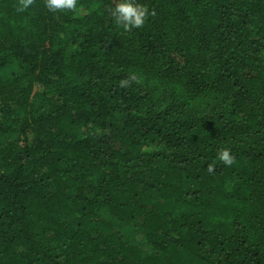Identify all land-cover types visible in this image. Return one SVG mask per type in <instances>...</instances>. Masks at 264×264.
<instances>
[{"label": "trees", "instance_id": "16d2710c", "mask_svg": "<svg viewBox=\"0 0 264 264\" xmlns=\"http://www.w3.org/2000/svg\"><path fill=\"white\" fill-rule=\"evenodd\" d=\"M116 3L0 0V264H264V0Z\"/></svg>", "mask_w": 264, "mask_h": 264}, {"label": "clouds", "instance_id": "9594fccd", "mask_svg": "<svg viewBox=\"0 0 264 264\" xmlns=\"http://www.w3.org/2000/svg\"><path fill=\"white\" fill-rule=\"evenodd\" d=\"M32 3L33 0H19L18 6L24 10ZM46 7L53 12L63 9L74 10L77 7V0H46ZM111 15L117 25L130 30L144 25L147 9L135 3V0H117L115 7L111 9ZM124 83L126 82H122V86ZM218 159L226 166L233 163V157L228 149L220 150ZM209 171H212L211 167H209Z\"/></svg>", "mask_w": 264, "mask_h": 264}]
</instances>
